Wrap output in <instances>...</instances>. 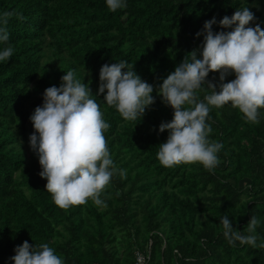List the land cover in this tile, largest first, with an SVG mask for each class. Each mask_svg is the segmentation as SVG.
<instances>
[{
	"label": "trees",
	"instance_id": "1",
	"mask_svg": "<svg viewBox=\"0 0 264 264\" xmlns=\"http://www.w3.org/2000/svg\"><path fill=\"white\" fill-rule=\"evenodd\" d=\"M126 8L109 10L106 0H0L9 19L8 45L13 55L0 61V264L24 241L48 243L64 264H264V249L230 245L220 219L227 215L244 232L257 216V243L264 242V109L259 123L247 122L231 106L211 107L209 140L223 145L211 171L202 164L162 166L159 145L174 110L155 86L193 50L202 53L206 21H219L248 7L264 29V0H124ZM199 55V54H198ZM202 59V55H199ZM127 61L154 86L155 102L135 121L124 120L104 95H97L104 64ZM74 70L87 84L110 125L104 133L117 171L101 195L106 206L89 200L67 210L55 205L38 155L30 147L35 131L30 116L43 105L48 87H60ZM124 69L122 71H127ZM220 72H210L220 90ZM229 74L225 83L234 80ZM211 90L197 91L203 100ZM187 107V106H186ZM38 135V133H37ZM244 234H247L244 232Z\"/></svg>",
	"mask_w": 264,
	"mask_h": 264
},
{
	"label": "clouds",
	"instance_id": "2",
	"mask_svg": "<svg viewBox=\"0 0 264 264\" xmlns=\"http://www.w3.org/2000/svg\"><path fill=\"white\" fill-rule=\"evenodd\" d=\"M110 11L126 8L124 0H106ZM24 20L22 13L6 11L0 14V43L8 44L7 24L11 17ZM248 7L224 16L219 21L222 29L232 31L213 32L217 20L213 17L204 24L202 53L199 49L188 53L175 70L155 90L162 102L174 110L170 122H162L159 132L168 131L166 142L159 145V163L172 168L181 164H202L209 171L219 163L217 153L223 145L209 140L212 132L207 123L210 108L231 106L243 114L247 122L259 123V109H264V29L256 24ZM13 47L0 50V61L13 55ZM202 55V59L199 55ZM128 69L126 72L122 71ZM210 72H220V90L207 81ZM235 73V79L225 83L226 77ZM60 87H48L43 94V105L35 108L30 116L35 131L30 135V147L39 157L47 180L46 190L56 206L67 210L91 200L96 206H106L101 195L117 170L110 158L105 131L110 125L103 119L100 105L92 98L90 87L76 78L69 70L61 78ZM97 95H104L109 107H114L126 121L142 117L146 108L155 102L154 86L143 81L127 61L104 64L99 75ZM206 85L210 94L203 100L197 91ZM187 106V107H186ZM38 133V135H37ZM223 236L235 246L249 245L264 249V242L257 243L256 229L260 224L252 215L244 232L236 230L227 215L220 219ZM10 257L14 264H64L48 243L33 246L27 240L16 246Z\"/></svg>",
	"mask_w": 264,
	"mask_h": 264
},
{
	"label": "built area",
	"instance_id": "3",
	"mask_svg": "<svg viewBox=\"0 0 264 264\" xmlns=\"http://www.w3.org/2000/svg\"><path fill=\"white\" fill-rule=\"evenodd\" d=\"M143 258H139V264H142L145 261V257L143 255H141Z\"/></svg>",
	"mask_w": 264,
	"mask_h": 264
},
{
	"label": "rangeland",
	"instance_id": "4",
	"mask_svg": "<svg viewBox=\"0 0 264 264\" xmlns=\"http://www.w3.org/2000/svg\"><path fill=\"white\" fill-rule=\"evenodd\" d=\"M140 257L143 258L142 256H140ZM140 257H139V258H140Z\"/></svg>",
	"mask_w": 264,
	"mask_h": 264
}]
</instances>
